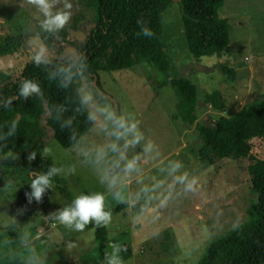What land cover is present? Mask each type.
Listing matches in <instances>:
<instances>
[{"label":"rangeland","instance_id":"1","mask_svg":"<svg viewBox=\"0 0 264 264\" xmlns=\"http://www.w3.org/2000/svg\"><path fill=\"white\" fill-rule=\"evenodd\" d=\"M93 3L53 0V11H67L70 19L58 33H47L40 27L43 15L29 0H0V84L16 78L40 45L45 58L77 53L91 27L85 21L94 12ZM217 14L229 25L227 52L195 58L186 46L179 4L170 2L162 12L165 49L179 73L198 87L197 121L207 114L212 118L230 115L264 93V0H223ZM148 65L140 62L98 72L107 102L121 114H134L145 136L140 145L128 149L129 157L140 155V172L130 177L121 174V199L106 192L99 173L85 164L77 151L78 147L105 142L93 126L81 143L69 148L56 142L48 130L43 154L61 168L57 173L60 184L73 197L81 192H106L105 209L111 211V222L106 227L105 253L111 252L115 243L123 249L119 253L123 264H196L211 241L246 219L247 207L256 200L246 170L249 161L224 157L212 164L201 163L194 124L177 116L174 90L161 84L159 73ZM223 66L232 70V77ZM148 140L154 149L146 155L142 146ZM249 143L250 152L264 159V138L252 137ZM7 153L0 152V257L18 252L32 257L31 264H102L93 251L96 244L89 224L83 231H74L48 219L66 204L54 183L40 201L21 202L25 185L40 171L24 169L14 153L15 159H5ZM169 160L181 161V172L196 178L195 191L185 193L182 185H173L172 178L161 171L167 169ZM69 166L75 167L74 174ZM145 186L150 189L147 193L141 191ZM122 203L124 206L117 208ZM136 205L139 209L134 213ZM24 231L30 236L27 242L21 241Z\"/></svg>","mask_w":264,"mask_h":264},{"label":"trees","instance_id":"2","mask_svg":"<svg viewBox=\"0 0 264 264\" xmlns=\"http://www.w3.org/2000/svg\"><path fill=\"white\" fill-rule=\"evenodd\" d=\"M170 2L179 4L183 34L192 56H220L227 52L229 25L217 14L223 0H94V12L85 21L91 27L86 30L77 53L86 57L90 78L107 101L99 71L129 68L140 62L152 65L160 75V83L168 84L175 92L177 116L187 124H194L200 141L197 157L201 163L212 164L224 157L248 159L246 170L256 200L247 207L246 219L228 234L211 241L196 264H264V159L250 152L249 143L252 137L264 138V93L230 115L212 118L207 114L197 121L198 87L179 73L162 41V12ZM142 27L152 29L155 35L151 38L137 35ZM50 60L49 64L36 65L30 59L23 64L16 78L0 84V137H3L0 138V152L14 153L21 166L29 171L47 172L53 165L49 157L41 155L48 130L56 142L69 148L78 144L92 126L86 120L84 109L77 110L76 85L62 89L58 80L49 79L50 72L70 64L71 60L68 57ZM221 68L233 76L230 68ZM23 79L38 82L47 103L41 104L35 95L27 99L20 97L18 87ZM7 100L11 103L5 107ZM57 115L59 119H54ZM69 118L71 124L66 123ZM14 119L17 121L14 134L8 135L13 131ZM31 152L37 153L32 161L27 158ZM52 180L66 203L70 202L73 196L60 184L58 175L55 174ZM2 185L0 163V187ZM30 191L26 184L21 202L28 201L26 193ZM89 227L93 228L96 244L94 254L102 261L108 241L107 229L91 222ZM28 258L23 253L9 252L0 257V264H28Z\"/></svg>","mask_w":264,"mask_h":264},{"label":"clouds","instance_id":"3","mask_svg":"<svg viewBox=\"0 0 264 264\" xmlns=\"http://www.w3.org/2000/svg\"><path fill=\"white\" fill-rule=\"evenodd\" d=\"M29 3L35 6L38 12L43 15L40 27L47 33H58L70 19V13L67 11H53V0H29ZM65 7H70V5H65ZM137 23H140V21L137 20ZM137 35L151 38L155 33L148 27H142ZM37 49L36 54L32 56L33 63L36 65L49 64L51 62L50 58L43 56L45 51L43 45L38 46ZM66 56L71 60V63L50 72L49 79L58 80L59 87L62 89L73 84L76 85L74 91L79 104L77 110L84 109L86 120L93 126L95 131L102 133L106 138L102 144H90L86 148L78 147L77 151L84 157V163L92 165L99 173V182L105 186L106 192L111 193L116 199H121L118 188L122 179L121 174L124 177H130L131 174L140 172L138 165L140 155L129 157L127 155L128 149L140 145L145 140L144 133L140 130L139 121L136 120L134 114L119 113L95 87L94 81L90 78L89 65L85 56L75 52L71 55L66 54ZM18 95L24 99L35 95L39 98L41 104L47 103L40 84L32 79H23L19 82ZM10 103L11 101L7 100L4 106L8 107ZM53 118L59 119V116ZM66 123L71 124V118ZM16 125L17 121L14 119L13 131H10L8 135L14 134ZM61 127H64L63 123ZM73 138L74 136L70 137V139ZM77 143L81 142L77 141ZM153 149L154 144L150 140L142 146V151L146 155L151 153ZM36 154V152H31L27 158L32 161L35 159ZM9 157L16 158L11 152L7 153L4 158ZM69 167L71 173L74 174L75 167ZM182 168L181 161L169 160L167 169H161V171H166L167 176L172 178L173 185H182L185 193L195 191L196 178H189L187 172H181ZM60 172L61 168L52 165L47 172L36 173L29 184L31 191L26 193L28 201L31 202L33 199L40 201L46 190L52 189V177ZM141 191L147 193L150 189L145 186ZM106 192L96 191L75 194L70 202L50 213L48 219L57 221L74 231H83L90 222L96 227H107L111 222V211L105 209ZM29 237V233L24 231L21 241L27 242ZM111 248V252L105 253L102 264H105V262L107 264H123V260L119 255L123 249L115 243L111 244ZM31 251L34 252V249ZM28 264H31V257L28 258Z\"/></svg>","mask_w":264,"mask_h":264},{"label":"crops","instance_id":"4","mask_svg":"<svg viewBox=\"0 0 264 264\" xmlns=\"http://www.w3.org/2000/svg\"><path fill=\"white\" fill-rule=\"evenodd\" d=\"M121 186V184H119L118 188ZM126 192L128 193V190L126 189ZM126 192H124V194H126ZM127 206V204H126ZM151 206H148L147 209H149ZM139 207L138 205H136V211L134 213H136L138 211Z\"/></svg>","mask_w":264,"mask_h":264}]
</instances>
